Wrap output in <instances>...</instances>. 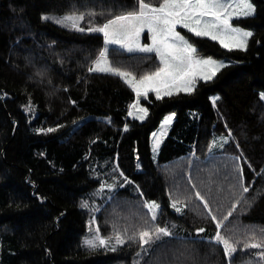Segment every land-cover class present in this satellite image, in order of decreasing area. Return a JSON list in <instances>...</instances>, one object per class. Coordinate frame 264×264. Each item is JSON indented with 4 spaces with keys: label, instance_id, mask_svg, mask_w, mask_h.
<instances>
[{
    "label": "trees",
    "instance_id": "16d2710c",
    "mask_svg": "<svg viewBox=\"0 0 264 264\" xmlns=\"http://www.w3.org/2000/svg\"><path fill=\"white\" fill-rule=\"evenodd\" d=\"M253 2V16L233 20L253 30L247 50L186 32L198 53L230 63L192 93L158 100L150 92L141 121L130 117L136 94L122 77L87 71L103 50V34L41 19L91 10L97 15L85 16L87 27L135 9L136 0H0V264H229L210 239L217 232L241 241L231 264H258L257 250L242 247L264 229V0ZM109 56L137 77L160 66L155 53L112 47ZM169 112L175 120L155 162L151 134ZM48 128L55 131H40ZM222 134L230 142L210 152L213 136ZM151 201L160 205L155 220L145 207ZM97 225L105 238L114 229L132 236L157 226L173 235L90 250L84 241Z\"/></svg>",
    "mask_w": 264,
    "mask_h": 264
},
{
    "label": "snow or ice",
    "instance_id": "6c2138e0",
    "mask_svg": "<svg viewBox=\"0 0 264 264\" xmlns=\"http://www.w3.org/2000/svg\"><path fill=\"white\" fill-rule=\"evenodd\" d=\"M255 14V7L251 0H162L158 6L146 3L145 0H136V8L122 12L119 15H113L112 18L101 24L90 23L87 27H81L80 23L85 19L93 20L97 13L88 11L87 13L71 12L61 17L44 15L41 17L45 21H54L63 27L70 28L78 32L102 33L105 41V47L99 52L98 58L92 61L87 67L90 73H111L122 77L129 84L136 94V101L131 105L140 113L139 118L143 120L148 109L138 107L141 97H147L149 92H154L156 99L172 97L179 93H192L199 80L210 81L226 65L221 61H215L211 57L203 58L198 55L197 48L189 42L185 36L177 31V26L188 29L196 37L210 38L219 43L225 49L247 50L249 38L253 36L251 31L245 30L233 25L234 18H247ZM105 15L104 12L99 13ZM147 29L151 33V44H141V33ZM119 45L127 49L128 52L138 51L143 53H155L159 57L160 66L155 71L143 75L137 79L132 73L122 71L120 68L112 67L108 59L109 50L107 45ZM264 100V93L260 94ZM213 103L218 97H214ZM75 104V101H70ZM29 111L31 105L27 106ZM132 114L131 112L129 113ZM175 113L165 117L164 125L172 123ZM127 130V125H125ZM41 132H53L55 129H40ZM155 133L153 136L155 137ZM157 140L154 148L159 146ZM215 144V141L213 142ZM223 148V143L218 145ZM242 192L247 193L249 188L244 186L242 172L243 169L237 166ZM122 175V173H121ZM259 175V174H258ZM125 182L131 183L125 177ZM114 188L115 185H102V187ZM193 188L195 185L192 186ZM195 197L203 202L204 207L209 213L212 209L208 201L199 191L194 193ZM177 200L172 201V208L177 212L183 209L178 207ZM239 203V201H237ZM81 207L87 208V202H83ZM145 207L149 209L153 220L157 218L160 205L155 201L147 202ZM187 207V204H184ZM236 205L227 213L224 220L233 215ZM216 221L217 228L223 227V221L217 219L215 215L211 217ZM93 221H89L90 231ZM205 229H197V233H203ZM112 237H103L99 235V226H96L95 234L91 238H86L85 246L90 250L98 247H109L115 251L117 246L125 245L126 242L139 240L141 245H148L154 239L161 236H172L173 233L167 228L155 227L152 230H141L132 236H125L120 231L114 229ZM262 237L257 239L255 233L249 240L242 243L245 250H257L259 257L258 264H264V229H261ZM218 245L222 246L223 252L229 258V264L234 254L237 253L241 241H233L230 238L222 236L219 232L213 238ZM114 240V243L112 241ZM251 264V262H248Z\"/></svg>",
    "mask_w": 264,
    "mask_h": 264
},
{
    "label": "rangeland",
    "instance_id": "374dc122",
    "mask_svg": "<svg viewBox=\"0 0 264 264\" xmlns=\"http://www.w3.org/2000/svg\"><path fill=\"white\" fill-rule=\"evenodd\" d=\"M251 3L254 5V7H255V12H256V6H255V3L253 2V0H251ZM156 6H158V5H156ZM48 15H50V14H48ZM234 19H236V18H234ZM233 19V20H234ZM232 23H233V21H232ZM234 25V24H233ZM80 26L81 27H85V19L83 20V21H81V23H80ZM235 26V25H234ZM236 27H240V28H243V29H245V30H248V31H251L252 33H253V30L252 29H249V28H245V27H241V26H236ZM177 31H179L180 33H181V35H183V36H185V38L186 39H188L189 40V42L190 43H192L194 46H195V44L189 39V37L187 36V34H186V32H189L188 31V29H184L182 26H177ZM193 34V33H192ZM210 39V38H209ZM249 40H250V38H249ZM151 33L147 30V29H145L144 30V32H142L141 33V37H140V43L141 44H151ZM219 42V41H218ZM248 44H249V41H248ZM104 47H105V41H104ZM103 47V48H104ZM107 47H108V50H109V53H110V51H111V48L112 47H118V48H121L119 45H112V44H109V45H107ZM196 47V46H195ZM248 47V46H247ZM197 48V47H196ZM121 49H123V50H125L126 52H128L127 51V49H125V48H121ZM128 53H131V54H135V53H141V54H146V53H143V52H138V51H133V52H128ZM198 55L200 56V57H203V58H207V57H211L213 60H215V61H221V62H223L225 65H227V64H229L230 62L227 60V59H225V58H216V57H214V56H204V55H201L200 53H198ZM158 57V56H157ZM108 59H109V61H110V63H111V66L112 67H114V65H113V63L111 62V59H110V56L108 55ZM158 59H159V57H158ZM122 71H126V70H122ZM130 73H132V72H130ZM133 74V73H132ZM134 75V74H133ZM217 75V74H216ZM137 79H139V78H141V77H137L136 75H134ZM214 78V77H213ZM200 81V80H199ZM198 83V82H197ZM134 90V89H133ZM135 91V90H134ZM151 92V91H150ZM149 92V93H150ZM262 93H264V91H262ZM214 97H220V95L219 94H213L212 96H211V99L212 98H214ZM145 98H147V97H141L140 98V101H139V106L138 107H145V108H147L144 104H143V100L145 99ZM135 101H136V99H135ZM217 101V100H216ZM212 102H213V99H212ZM135 103V102H134ZM216 103V102H215ZM148 109V108H147ZM130 112L132 113L131 115H130V117L131 118H133V119H139V120H141L140 118H139V116H140V113H139V111H138V108L137 109H133L132 107H131V110H130ZM171 113H175V112H169V113H167L164 117H163V119L161 120V122H160V124H159V126L155 129V130H153V132H152V134H151V150H152V155H153V159H154V161L155 162H157L158 161V158H159V154H160V149H161V146H162V144H163V142H164V140H165V138H166V136H167V134L169 133V131H170V129H171V127H172V124H173V122H174V120H175V117L173 118V120H172V123L170 124V125H164V123H163V121H164V119H165V117H167L168 115H170ZM148 115H149V109H148V114H147V116L143 119V120H141V121H144V120H146L147 119V117H148ZM175 116H176V113H175ZM153 133H155L156 135H155V137L153 136ZM157 140H159L160 141V143H159V146L158 147H156V148H154V145H155V143H156V141ZM230 140H231V135L230 134H222V135H214L213 136V138H212V140H211V144H210V147H209V151L210 152H212V151H215V150H217V149H222L221 147H219L218 145L220 144V143H223V145H225V144H227L228 142H230ZM215 141V144L213 143ZM224 147V146H223ZM157 204H159L157 201H155ZM126 206H128V208H130V209H132L131 207H130V204H126ZM92 208H95V205H92L91 206ZM149 210V209H148ZM160 210V209H159ZM159 210H158V213H159ZM120 211H122V210H120ZM130 211V210H129ZM150 212V211H149ZM122 214V213H121ZM124 214V213H123ZM128 214H129V212H128ZM133 213H132V211H130V214L129 215H132ZM127 215V214H126ZM150 215H151V213H150ZM133 216H135L134 214H133ZM95 218L96 217H92V221H93V223H95L96 222V220H95ZM152 218V217H151ZM117 220H122V218H118ZM142 221V220H141ZM94 225V224H93ZM178 231V230H177ZM122 234H124L123 233V231H120ZM135 233H137V231L136 232H134L133 233V235L135 234ZM181 234H185V232H183V233H181ZM100 235V234H99ZM113 235V234H112ZM125 235V234H124ZM190 236H193L191 233L189 234ZM126 236V235H125ZM112 243H114V240L112 241ZM158 261V260H157ZM160 261V260H159ZM157 262L156 264H161L160 262Z\"/></svg>",
    "mask_w": 264,
    "mask_h": 264
}]
</instances>
